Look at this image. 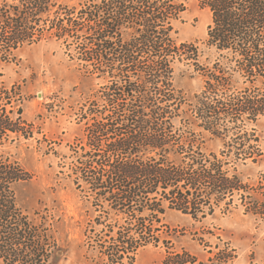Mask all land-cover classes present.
<instances>
[{"label": "trees", "instance_id": "16d2710c", "mask_svg": "<svg viewBox=\"0 0 264 264\" xmlns=\"http://www.w3.org/2000/svg\"><path fill=\"white\" fill-rule=\"evenodd\" d=\"M199 2L212 14L208 63L199 45L175 37L181 0H0L1 60L55 38L105 80L81 108L86 140L74 146L68 174L93 207L85 230L92 264H135L147 245L169 247L168 209L196 219L227 214L239 195L248 212L264 214V173L252 186L238 171L264 156L256 128L264 120V0ZM177 63L204 77L193 101L175 85ZM24 100L18 84L0 78V264H61L66 248L48 216L18 202L14 186L31 172L2 150L35 135ZM207 134L222 142L219 151L208 149ZM170 254L166 263L197 261Z\"/></svg>", "mask_w": 264, "mask_h": 264}, {"label": "rangeland", "instance_id": "374dc122", "mask_svg": "<svg viewBox=\"0 0 264 264\" xmlns=\"http://www.w3.org/2000/svg\"><path fill=\"white\" fill-rule=\"evenodd\" d=\"M60 1L77 5L87 0ZM181 1L186 10L175 23V37L179 42L199 45L201 62L208 63V58L215 57L206 44L211 11L201 7L199 0ZM0 78L21 87L24 116L35 125L34 137L2 148L32 174L31 179L15 184L18 202L32 215L40 211L48 216L52 232L66 248L61 264H92L87 258L85 230L93 207L68 174L76 160L74 146L86 140L88 119H81V108L105 80L72 60L66 45L55 38L20 48L12 60L0 59ZM204 84V77L193 66L176 64L175 85L188 101L194 100ZM256 128L264 151V120ZM206 137L209 150L221 149L219 139L209 134ZM238 171L245 182L258 185L264 173V156L259 162L239 164ZM260 198L264 201L263 195ZM235 204L227 214L218 209L214 215L199 219L168 209L165 221L172 232L165 237L172 243L169 247L161 242L141 248L135 264H171L176 261L173 257L166 263L171 251L196 256V262L186 264H219L220 256L226 253L232 257L225 264H264V214L248 212L239 195Z\"/></svg>", "mask_w": 264, "mask_h": 264}]
</instances>
